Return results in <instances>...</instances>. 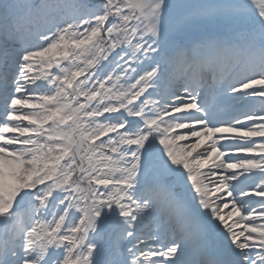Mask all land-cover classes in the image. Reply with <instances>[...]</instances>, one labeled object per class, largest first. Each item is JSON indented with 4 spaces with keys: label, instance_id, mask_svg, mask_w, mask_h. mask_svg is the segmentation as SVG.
<instances>
[{
    "label": "snow or ice",
    "instance_id": "1",
    "mask_svg": "<svg viewBox=\"0 0 264 264\" xmlns=\"http://www.w3.org/2000/svg\"><path fill=\"white\" fill-rule=\"evenodd\" d=\"M0 264H264V0H0Z\"/></svg>",
    "mask_w": 264,
    "mask_h": 264
}]
</instances>
